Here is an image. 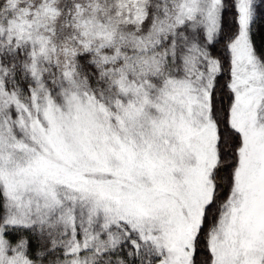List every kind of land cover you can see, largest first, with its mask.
Segmentation results:
<instances>
[{"label": "snow or ice", "instance_id": "obj_1", "mask_svg": "<svg viewBox=\"0 0 264 264\" xmlns=\"http://www.w3.org/2000/svg\"><path fill=\"white\" fill-rule=\"evenodd\" d=\"M0 264H264V0H0Z\"/></svg>", "mask_w": 264, "mask_h": 264}]
</instances>
